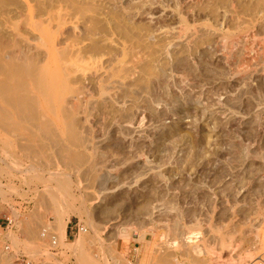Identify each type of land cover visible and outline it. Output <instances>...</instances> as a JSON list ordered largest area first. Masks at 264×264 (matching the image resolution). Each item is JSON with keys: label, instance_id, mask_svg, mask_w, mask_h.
<instances>
[{"label": "rangeland", "instance_id": "obj_1", "mask_svg": "<svg viewBox=\"0 0 264 264\" xmlns=\"http://www.w3.org/2000/svg\"><path fill=\"white\" fill-rule=\"evenodd\" d=\"M0 264H264V0H0Z\"/></svg>", "mask_w": 264, "mask_h": 264}, {"label": "built area", "instance_id": "obj_2", "mask_svg": "<svg viewBox=\"0 0 264 264\" xmlns=\"http://www.w3.org/2000/svg\"><path fill=\"white\" fill-rule=\"evenodd\" d=\"M87 231V227L86 226H84L83 224H81L80 222H75L74 224H73V233L75 232V233H84V232H86ZM46 235H48V232H47V230L46 229H44L43 231H42V236H46ZM49 240H50V243L52 244V245H56V237L54 236V235H51L50 237H49Z\"/></svg>", "mask_w": 264, "mask_h": 264}, {"label": "bare ground", "instance_id": "obj_3", "mask_svg": "<svg viewBox=\"0 0 264 264\" xmlns=\"http://www.w3.org/2000/svg\"><path fill=\"white\" fill-rule=\"evenodd\" d=\"M45 93V92H44ZM75 103V102H74ZM36 169V168H35ZM56 193V192H55ZM191 235L187 236V239H189V241L191 242V240L194 238V236L192 235V233H189ZM57 244V241H56Z\"/></svg>", "mask_w": 264, "mask_h": 264}, {"label": "crops", "instance_id": "obj_4", "mask_svg": "<svg viewBox=\"0 0 264 264\" xmlns=\"http://www.w3.org/2000/svg\"><path fill=\"white\" fill-rule=\"evenodd\" d=\"M66 236H71L72 233H68V230L65 232Z\"/></svg>", "mask_w": 264, "mask_h": 264}]
</instances>
